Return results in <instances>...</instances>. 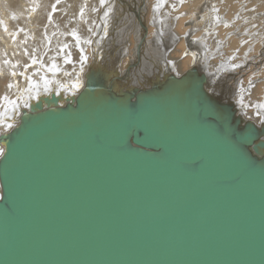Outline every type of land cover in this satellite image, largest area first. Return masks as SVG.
Instances as JSON below:
<instances>
[{
  "label": "water",
  "instance_id": "95a60500",
  "mask_svg": "<svg viewBox=\"0 0 264 264\" xmlns=\"http://www.w3.org/2000/svg\"><path fill=\"white\" fill-rule=\"evenodd\" d=\"M120 81L40 97L1 136L0 264H264L256 127L204 77Z\"/></svg>",
  "mask_w": 264,
  "mask_h": 264
},
{
  "label": "bare ground",
  "instance_id": "6f19581e",
  "mask_svg": "<svg viewBox=\"0 0 264 264\" xmlns=\"http://www.w3.org/2000/svg\"><path fill=\"white\" fill-rule=\"evenodd\" d=\"M119 2L0 0V138L40 97L56 93L60 104L71 102L92 74L119 77L121 87L138 67L137 49L147 38L155 52L164 49L162 85L187 75L204 77L208 93L234 110L242 128L253 124L264 142V0H143V10L129 3L136 14L144 11L146 31L135 23L136 42L117 34L126 17ZM69 25L82 34L68 33ZM56 29L61 36L50 38ZM3 152L0 145V159ZM257 157H264V149Z\"/></svg>",
  "mask_w": 264,
  "mask_h": 264
},
{
  "label": "rangeland",
  "instance_id": "374dc122",
  "mask_svg": "<svg viewBox=\"0 0 264 264\" xmlns=\"http://www.w3.org/2000/svg\"><path fill=\"white\" fill-rule=\"evenodd\" d=\"M37 1H39V0H37ZM120 2H119V4H120V7H121V10H122V15H126V17H124L123 18V20L122 19H120L121 21V23L119 22L118 24H117V27H116V29H117V32H118V29H119V32L117 33V34H122V36H123V38L122 39H128V40H137L136 38H137V36H138V33H136V34H134L135 33V23L137 22L138 23V25H139V29L140 30H145L146 31V28L144 27V21H143V17H142V14H143V12L144 11H142L143 10V8H144V6H145V2H143V0H119ZM136 1L137 2H139V3H136ZM124 2V3H123ZM129 3L131 4V5H136L137 7H141V9L142 10H140V11H138V13L136 14V10H135V8H130L129 7ZM144 4V5H142V4ZM141 4V5H140ZM128 6V7H127ZM124 7V8H123ZM143 7V8H142ZM131 9V10H130ZM127 13H129V14H127ZM124 15V16H125ZM130 15H132V16H130ZM140 15H141V17H140ZM128 16V17H127ZM140 17V18H139ZM128 18H129V20H131V21H129L128 20ZM136 18H138V20H136ZM45 19V18H44ZM42 21V20H41ZM113 22V21H112ZM143 24H142V23ZM43 23V22H42ZM48 23H49V21H47V25H48ZM122 23H123V25L125 26V27H122ZM113 24L115 25V21L113 22ZM112 24V25H113ZM133 24V25H132ZM113 25V26H114ZM119 26H121L120 28H119ZM132 26V27H131ZM45 27H46V25H45ZM42 28V27H41ZM40 28V29H41ZM68 28L69 29H67V30H69V32L68 33H72V32H75V34H77V32H78V34L80 35V34H82L80 31H78L79 29L77 28V27H73L72 25H69L68 26ZM77 28V29H76ZM130 28V29H129ZM144 28V29H143ZM73 29V30H72ZM76 29V30H75ZM82 29V28H81ZM139 29H138V31H139ZM71 30V31H70ZM129 32H128V31ZM132 33H131V32ZM57 33H58V29H56L55 30V32L53 31L52 33H49V37L50 38H56V37H58V36H61V35H58L57 36ZM125 33V34H124ZM128 33V34H127ZM42 34H43V32H42ZM77 34V35H78ZM132 35V36H131ZM143 40V39H142ZM146 40H147V38L145 39L144 38V42H143V45L141 46V48H140V53L138 54V51H137V53H136V55H137V57L139 58V61L137 60V63H139V64H137L138 65V67H136L135 68V72L133 73V75H132V77H131V79L129 80V81H127V82H125L124 84H122V86L120 87L119 85V87L117 86V89H118V92H128L129 90H136V89H138L139 87H146V88H149L150 86L152 87L153 85H156V84H161V82L160 81H165V78L163 79V80H160V76H162V74H160V70L159 69H161V64H162V61L163 60H165V56L163 55V53H164V49L161 51V50H158L157 52H155L156 51V47H155V45H154V43L153 42H151V44H149L148 45V43H146ZM122 41V40H121ZM49 42V41H48ZM124 42H125V40L123 41V42H119V44H118V47H120V45L123 43L124 44ZM136 42V41H135ZM109 44V43H108ZM145 44H147V46H149L151 49H146L145 48V50H143V46L145 45ZM50 45H51V43L49 42V48H50ZM108 47V46H107ZM116 48V47H115ZM51 49V48H50ZM105 49H106V47H105ZM113 47L112 48H110V54L111 53H114L113 52ZM118 49L116 48L115 49V51H117ZM138 50V49H137ZM148 50V51H147ZM154 50V51H153ZM160 51V52H159ZM155 52V53H154ZM147 53H148V55H147ZM151 55H150V54ZM146 54V55H145ZM56 58L58 57V55L57 54H53ZM118 55L119 54H116V57H118ZM47 56V55H46ZM112 56V55H111ZM141 56H143V57H141ZM151 56V57H150ZM162 56V57H161ZM148 57H149V59H148ZM40 56L38 57H36V60H38L37 61V63L39 62V60H40ZM44 59V58H43ZM146 59V60H145ZM162 59V60H161ZM36 60H35V64H37L36 63ZM140 60L142 61V62H140ZM147 61V62H146ZM149 61H150V63H149ZM152 61V62H151ZM43 62V61H42ZM150 65H149V64ZM155 63V64H154ZM161 63V64H160ZM145 64H147V65H145ZM160 64V65H159ZM149 65V66H148ZM158 65V66H157ZM111 66V65H110ZM108 67H109V65H108ZM154 67H156V68H154ZM186 69V68H185ZM185 69L184 70H182V71H185ZM142 70V71H141ZM141 71V72H140ZM154 72V73H153ZM104 76H109V74L107 73V72H105L104 71ZM108 78H110V77H108ZM167 81V80H166ZM121 82V81H120ZM120 82H118V84L120 83ZM163 83V82H162ZM164 84V83H163ZM122 89V90H121ZM54 94H56V93H54ZM51 95V94H50ZM57 95V94H56ZM57 96H59V95H57Z\"/></svg>",
  "mask_w": 264,
  "mask_h": 264
}]
</instances>
